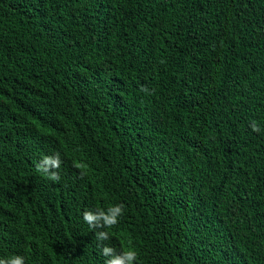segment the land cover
Here are the masks:
<instances>
[{
	"label": "trees",
	"instance_id": "1",
	"mask_svg": "<svg viewBox=\"0 0 264 264\" xmlns=\"http://www.w3.org/2000/svg\"><path fill=\"white\" fill-rule=\"evenodd\" d=\"M261 45L264 0H0V258L104 264L121 203L136 264H264Z\"/></svg>",
	"mask_w": 264,
	"mask_h": 264
},
{
	"label": "clouds",
	"instance_id": "2",
	"mask_svg": "<svg viewBox=\"0 0 264 264\" xmlns=\"http://www.w3.org/2000/svg\"><path fill=\"white\" fill-rule=\"evenodd\" d=\"M191 2H204L211 6V0H191ZM259 54L264 55V45L259 47ZM141 91L151 94L149 89L141 87ZM249 127L253 132L259 133L260 126L256 121H250ZM62 164L61 155L55 152L52 155L43 156L35 165L36 171L45 175L52 182H59V169ZM74 167L80 169L81 178L86 175L84 166L81 163L74 164ZM124 205L121 203L113 204L105 208H96L95 210H85L82 213L83 221L95 233V239L100 248V254L105 257L104 264H136L138 260V251L134 247H129L127 250H117L104 243L111 239L109 229L114 228L124 214ZM0 264H25V258L18 254H11L8 257L0 258Z\"/></svg>",
	"mask_w": 264,
	"mask_h": 264
}]
</instances>
